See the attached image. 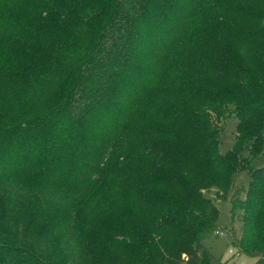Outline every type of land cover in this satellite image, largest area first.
<instances>
[{"label": "trees", "instance_id": "16d2710c", "mask_svg": "<svg viewBox=\"0 0 264 264\" xmlns=\"http://www.w3.org/2000/svg\"><path fill=\"white\" fill-rule=\"evenodd\" d=\"M0 2V187L11 196L31 197L37 192L47 202L51 196L60 210H72V202L63 195L87 200L92 184L109 171L116 182L129 183L132 177L145 203L165 199L167 195L156 183L142 185V174L135 170L156 165L154 156L163 157L176 140L178 100L164 99L173 83L176 90L181 83L188 94H199L205 102L225 103L217 105L216 111L235 106L240 121L264 111V96L262 101L256 98L233 105L226 102L229 86L217 92L224 86L221 75L237 72L236 52L245 66L254 68L246 38L235 45L236 52L230 50L228 41L224 47L225 28L238 31L234 19L244 14L241 5L247 2H253V8L246 25L259 26L264 20V0ZM260 2L262 9L257 10ZM215 70L218 78L212 79ZM258 72L262 73L258 88L264 92V69L258 66ZM204 84L213 85L201 93ZM3 101L16 104L15 113L9 109L13 116L3 112ZM194 122L187 113L183 133L189 135L191 126L193 133ZM133 131L138 134L134 143L128 140ZM208 151L221 164L214 136ZM183 157H188L186 152ZM56 165H61L58 170H54ZM248 173L257 188L249 185L246 189L251 198L238 212L241 232H231L232 244L256 257V264H264V165L251 166ZM116 182L104 192L109 198L114 196V204L104 208L98 196H89V203L76 209L78 219L91 211L85 227L92 225L101 210L113 215L121 209L117 206L119 188L113 195L110 190ZM226 184L221 181L222 187ZM201 189L198 182L187 184L192 204L175 211L172 221L188 216L192 222L186 227L194 225L195 229L162 264L179 263V254L184 252L188 257L181 264H212L201 236L214 230L219 214ZM73 226L67 233L66 252L79 264L84 262V243L77 224ZM0 264L20 262L0 259Z\"/></svg>", "mask_w": 264, "mask_h": 264}, {"label": "rangeland", "instance_id": "374dc122", "mask_svg": "<svg viewBox=\"0 0 264 264\" xmlns=\"http://www.w3.org/2000/svg\"><path fill=\"white\" fill-rule=\"evenodd\" d=\"M246 1L249 0H243ZM15 7L14 4L12 8ZM252 8L253 2L241 5L244 14L236 15L234 19V23L239 26L238 31L230 32L229 26L225 28L224 47L228 41L230 50L236 52L235 45L246 38L253 51L251 58L255 61L254 68L250 69L236 52L239 61L237 72L225 77L221 75L224 86L218 88L217 92L229 86L231 93L227 94L226 102L233 105L256 98L262 101L264 96V92L258 88L262 78L258 66L264 69V20L259 26L251 24L248 28L246 24L251 20L248 13ZM261 9L260 2L257 10ZM167 73L170 74L171 70ZM214 78H218L217 70L213 71ZM178 85L181 88L176 90L173 83L164 97L166 100H178L181 117L176 114L179 128V133L175 134L176 140L170 144L163 157L160 154L154 156L156 165L143 172L138 168L135 170L142 174V185L156 183L158 189H163V196L167 195L165 199L153 204L145 203L132 177L129 183L116 182L108 175L109 171L102 173L100 182L92 184L85 196L87 200L79 195H63L64 199L72 202V210H60L57 203L52 202L51 196H48V207L45 199L36 196L37 192L31 197H16L0 187V259L17 260L20 264H78L66 252L67 233L75 229L73 225L77 224L78 237L84 243V262L79 264H132L133 261L162 264L165 257L176 253L186 234H192L195 229L194 225L186 227L192 222L188 216L172 220L175 211L187 210V203L192 204L186 191L187 184L198 182L202 186L201 192L206 194V198L214 205L215 213L219 214L214 230L201 236L204 247L211 253L212 264H256V257L241 253L232 244L231 232L240 231L238 212H242V204L247 197L251 198L250 193H246L247 187L251 185L253 189L257 188L248 170L251 166L264 165V121L261 122L264 111L240 121L235 106L216 111L217 105L224 106L225 103L219 100L205 102L199 94H188L181 83ZM212 85H200L201 93L203 89L209 92ZM179 95L183 97L178 98ZM11 108L15 109V113L14 102H2L1 109L8 116H13V113H9ZM187 113L195 118L196 125L193 133L191 126L189 135L182 130ZM131 135L128 140L134 143L138 134L133 131ZM213 136L222 157L221 164H217L208 151ZM183 152H186L187 158L183 157ZM58 166L61 165H56L54 170H58ZM22 180L25 181L26 177ZM221 181L227 183L226 186L222 187ZM114 182L111 194L119 188L117 206L121 209L113 215L108 209L101 210L92 225L85 227L91 211L78 219L74 216L76 209L87 205L89 196H98L97 202L102 203L101 207L104 208L114 204V196L109 198L104 194L106 186L110 187ZM37 189L39 185L34 191ZM197 210L195 208L192 211ZM218 229L225 230V234L218 236ZM192 246L195 244L192 243ZM179 255L180 262L177 264L188 257L185 252Z\"/></svg>", "mask_w": 264, "mask_h": 264}, {"label": "built area", "instance_id": "2783aa9c", "mask_svg": "<svg viewBox=\"0 0 264 264\" xmlns=\"http://www.w3.org/2000/svg\"><path fill=\"white\" fill-rule=\"evenodd\" d=\"M216 233L218 236H221V235L225 234V230L218 229V231H216Z\"/></svg>", "mask_w": 264, "mask_h": 264}]
</instances>
